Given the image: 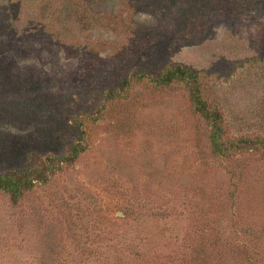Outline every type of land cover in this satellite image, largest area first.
Wrapping results in <instances>:
<instances>
[{
	"label": "rangeland",
	"instance_id": "1",
	"mask_svg": "<svg viewBox=\"0 0 264 264\" xmlns=\"http://www.w3.org/2000/svg\"><path fill=\"white\" fill-rule=\"evenodd\" d=\"M176 66L260 145L216 154ZM81 133L0 191V264H264V0H0V174Z\"/></svg>",
	"mask_w": 264,
	"mask_h": 264
},
{
	"label": "trees",
	"instance_id": "2",
	"mask_svg": "<svg viewBox=\"0 0 264 264\" xmlns=\"http://www.w3.org/2000/svg\"><path fill=\"white\" fill-rule=\"evenodd\" d=\"M199 76L193 74L189 69L182 67H173L166 69L158 78H152V81L157 86L169 84L172 81L183 82L191 90V100L193 103L194 111L202 116L211 127L212 147L216 154H225L228 152H235L239 150L249 149L253 146H259L260 142L251 138L241 137L235 141H224L222 135V117L221 114L212 105L201 98V93L198 87ZM128 79L123 81L126 84ZM112 91L108 92V96H112ZM75 126H81L77 121L74 122ZM84 140V134L81 133L80 138L76 143L67 150L65 154L57 156H47L41 163L39 169H31L24 173H5L0 174V191L10 195L16 200L23 190L30 188L34 181H43L42 174L54 172L62 163L71 162L84 151L80 142ZM42 173V174H41Z\"/></svg>",
	"mask_w": 264,
	"mask_h": 264
}]
</instances>
